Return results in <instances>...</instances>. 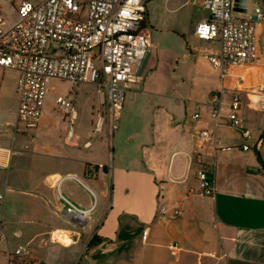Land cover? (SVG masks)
Listing matches in <instances>:
<instances>
[{
	"label": "crops",
	"instance_id": "crops-1",
	"mask_svg": "<svg viewBox=\"0 0 264 264\" xmlns=\"http://www.w3.org/2000/svg\"><path fill=\"white\" fill-rule=\"evenodd\" d=\"M202 2H145L150 46L123 85L114 128L90 83L77 92L97 96L89 121L77 116L70 126L42 106L36 127L26 128L17 121L19 74L0 68V264H264V109L254 103L264 91V47L254 63L222 76L209 60L218 39L194 32L209 17ZM221 90L216 123L210 97ZM233 92L251 132L247 150L229 123ZM201 129L219 143L200 140ZM200 163L212 196L200 194ZM68 203L90 210L88 219L69 215ZM18 246L29 254H10Z\"/></svg>",
	"mask_w": 264,
	"mask_h": 264
},
{
	"label": "built area",
	"instance_id": "built-area-1",
	"mask_svg": "<svg viewBox=\"0 0 264 264\" xmlns=\"http://www.w3.org/2000/svg\"><path fill=\"white\" fill-rule=\"evenodd\" d=\"M147 0H44L33 4L19 0L16 19L4 30V15L0 7V68L18 72L17 121L26 128H34L42 111L44 96L51 79L65 80L75 90L78 85L90 83L104 96L112 128L115 127L124 102V83L135 77L133 66L140 62L150 46V32L143 25ZM245 5V12L235 4ZM194 4V1H192ZM202 6L209 17L200 20L194 32L200 39H218L219 53L210 56L212 65L222 72L230 67L252 64L258 57V40L254 23H264V0H203ZM96 62L99 64L97 65ZM254 103L264 109V91L259 86L254 93ZM223 91L211 94V115L218 123ZM56 106L74 125L77 117L71 99L58 96ZM242 96L239 92L230 95L229 123L240 129L244 141L251 137L250 129L240 117ZM199 115L194 114V118ZM102 120L95 129H101ZM200 140H212L208 129L198 130ZM241 147L250 148L247 142ZM224 149V147H222ZM197 176L201 195L212 196L213 179L206 167L199 164ZM3 195L0 194V201ZM1 206V202H0ZM69 215L84 222L90 210H82L68 203ZM165 213L167 209L161 207ZM172 214H179L173 209ZM147 236V229L142 237ZM172 252L178 243H169ZM10 254H29L26 246H18Z\"/></svg>",
	"mask_w": 264,
	"mask_h": 264
},
{
	"label": "rangeland",
	"instance_id": "rangeland-1",
	"mask_svg": "<svg viewBox=\"0 0 264 264\" xmlns=\"http://www.w3.org/2000/svg\"><path fill=\"white\" fill-rule=\"evenodd\" d=\"M33 4H39L44 0H29ZM19 0H0V7L4 15V25L3 29H8L11 24L16 19V6L18 5ZM255 30L257 34L258 45L264 47V24L260 22H255ZM98 65L99 63L96 62ZM9 71L6 72V77L9 76ZM72 85L68 81L51 79L47 86V91L44 96L43 108L48 113L50 117L60 119L63 121L65 119V113L59 109L55 104V99L58 96H64L67 99H71L75 104L77 110V121L78 122H87L93 114L96 113L97 106V96L90 92H83L80 87H77L72 91ZM66 121V120H65ZM79 261V258L76 259L75 264Z\"/></svg>",
	"mask_w": 264,
	"mask_h": 264
},
{
	"label": "trees",
	"instance_id": "trees-1",
	"mask_svg": "<svg viewBox=\"0 0 264 264\" xmlns=\"http://www.w3.org/2000/svg\"><path fill=\"white\" fill-rule=\"evenodd\" d=\"M142 25H143V22H142ZM258 158H259L260 160H262L260 155H258ZM95 243H96V241H95V239H94V240H92V241L90 242V245H93V244H95Z\"/></svg>",
	"mask_w": 264,
	"mask_h": 264
},
{
	"label": "water",
	"instance_id": "water-1",
	"mask_svg": "<svg viewBox=\"0 0 264 264\" xmlns=\"http://www.w3.org/2000/svg\"><path fill=\"white\" fill-rule=\"evenodd\" d=\"M264 135V134H263ZM257 154L259 155V152H258V150H257Z\"/></svg>",
	"mask_w": 264,
	"mask_h": 264
}]
</instances>
